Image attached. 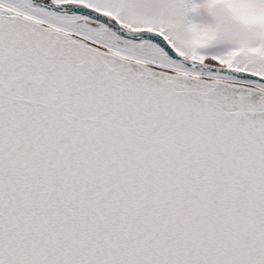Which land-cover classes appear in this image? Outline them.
<instances>
[{"label":"snow or ice","instance_id":"snow-or-ice-1","mask_svg":"<svg viewBox=\"0 0 264 264\" xmlns=\"http://www.w3.org/2000/svg\"><path fill=\"white\" fill-rule=\"evenodd\" d=\"M0 264H264V0H0Z\"/></svg>","mask_w":264,"mask_h":264}]
</instances>
